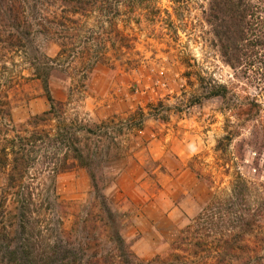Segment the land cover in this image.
Returning a JSON list of instances; mask_svg holds the SVG:
<instances>
[{"label":"trees","instance_id":"16d2710c","mask_svg":"<svg viewBox=\"0 0 264 264\" xmlns=\"http://www.w3.org/2000/svg\"><path fill=\"white\" fill-rule=\"evenodd\" d=\"M153 1L0 0V263L264 262V196L240 178L228 196L202 208L170 252L139 260L121 235L122 219L104 189L112 182L108 165L126 152V135L141 130L143 113L89 122L69 116L67 104L50 95L52 79L69 78L78 89L85 87L104 62L107 30L121 17L138 24L149 14L141 7ZM205 20L232 69L251 71L264 61V0H209ZM41 40L57 46L53 57L41 50ZM31 81L49 108L15 123L12 110ZM76 168L88 175L93 200L66 228L67 206L55 181Z\"/></svg>","mask_w":264,"mask_h":264},{"label":"rangeland","instance_id":"374dc122","mask_svg":"<svg viewBox=\"0 0 264 264\" xmlns=\"http://www.w3.org/2000/svg\"><path fill=\"white\" fill-rule=\"evenodd\" d=\"M208 1L143 4L149 14L138 24L121 17L107 30L104 62L85 87L69 78L49 83L69 116L99 122L143 113L141 130L126 135V152L108 165L112 182L104 189L124 241L142 261L170 252L202 208L228 196L239 178L264 196V61L251 71L223 61L205 20ZM40 46L50 57L58 49L48 40ZM48 108L31 81L12 119L22 123ZM55 183L69 228L93 200L89 177L76 168Z\"/></svg>","mask_w":264,"mask_h":264}]
</instances>
